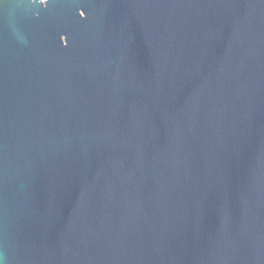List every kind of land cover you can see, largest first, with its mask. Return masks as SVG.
<instances>
[{"label": "water", "instance_id": "water-1", "mask_svg": "<svg viewBox=\"0 0 264 264\" xmlns=\"http://www.w3.org/2000/svg\"><path fill=\"white\" fill-rule=\"evenodd\" d=\"M0 264H264V0H0Z\"/></svg>", "mask_w": 264, "mask_h": 264}]
</instances>
